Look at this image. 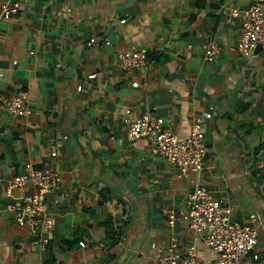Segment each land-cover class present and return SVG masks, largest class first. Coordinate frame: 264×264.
<instances>
[{"label":"crops","instance_id":"crops-1","mask_svg":"<svg viewBox=\"0 0 264 264\" xmlns=\"http://www.w3.org/2000/svg\"><path fill=\"white\" fill-rule=\"evenodd\" d=\"M4 2L0 93L24 87L32 113L0 105V264H153L172 241L195 244L208 261L203 235L181 218L169 224L201 186L258 227L264 255V48L236 50L242 23L232 14L251 0H23L10 17ZM210 39L220 46L214 61ZM136 50H146V65L120 68L118 53ZM211 107L200 171L128 139L127 120L154 108L184 136ZM27 163L62 176L47 194V243L7 208V185Z\"/></svg>","mask_w":264,"mask_h":264},{"label":"built area","instance_id":"built-area-1","mask_svg":"<svg viewBox=\"0 0 264 264\" xmlns=\"http://www.w3.org/2000/svg\"><path fill=\"white\" fill-rule=\"evenodd\" d=\"M23 0H5L2 15L10 17L22 7ZM232 14L241 18L242 33L236 50L243 55H252L261 45L264 48V0H251L244 10L234 9ZM128 14L121 20L125 23ZM102 42L93 37L89 44L100 45ZM110 45L109 39L103 40ZM206 57L214 61L220 53V46L215 39L204 45ZM119 66L122 69H139L147 63L146 50L122 51L118 53ZM139 82H134L137 87ZM82 86L78 87L81 90ZM0 105L9 113L28 116L32 113L30 94L20 86L12 93H0ZM154 112L129 119L127 136L130 141L147 139L153 151L177 165L183 172L200 171L206 153V136L203 131V118H212L214 108L195 118L190 132L178 135L166 125L165 119ZM61 174L52 168H36L32 163L25 165V170L12 178L6 188L10 197L7 208L16 215L18 225L30 224L36 232L41 229L43 243L49 240L55 218L49 212L47 194L61 183ZM28 186L33 192H26ZM15 192L19 194L15 195ZM187 222L190 229L204 236L206 246L212 250L214 257L208 261L201 259L195 244L180 248L175 241L170 243L169 252L158 255L153 264H264V255L259 248L260 235L258 227L247 224L234 217L232 206L214 197L205 187L195 188L189 197L188 206L169 215V224L174 226L176 219ZM252 221L256 220L251 216ZM84 247V241L79 242ZM156 245L153 244V247Z\"/></svg>","mask_w":264,"mask_h":264},{"label":"water","instance_id":"water-1","mask_svg":"<svg viewBox=\"0 0 264 264\" xmlns=\"http://www.w3.org/2000/svg\"><path fill=\"white\" fill-rule=\"evenodd\" d=\"M258 47H259V48H261L262 46H261V45H259Z\"/></svg>","mask_w":264,"mask_h":264}]
</instances>
